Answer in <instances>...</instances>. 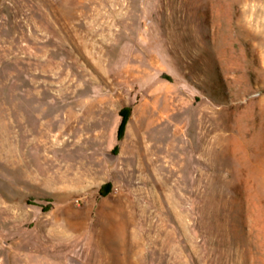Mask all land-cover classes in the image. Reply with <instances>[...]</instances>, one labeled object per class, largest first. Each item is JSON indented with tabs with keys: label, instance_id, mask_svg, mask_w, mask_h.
<instances>
[{
	"label": "rangeland",
	"instance_id": "374dc122",
	"mask_svg": "<svg viewBox=\"0 0 264 264\" xmlns=\"http://www.w3.org/2000/svg\"><path fill=\"white\" fill-rule=\"evenodd\" d=\"M0 264H264V0H0Z\"/></svg>",
	"mask_w": 264,
	"mask_h": 264
},
{
	"label": "trees",
	"instance_id": "16d2710c",
	"mask_svg": "<svg viewBox=\"0 0 264 264\" xmlns=\"http://www.w3.org/2000/svg\"><path fill=\"white\" fill-rule=\"evenodd\" d=\"M127 112L129 113L130 110L127 109V110H125V113H123L124 114L123 122H122L121 127H120V130H119V136L120 137H122V135H123V132H124V129H125V126H126L128 117H129V114Z\"/></svg>",
	"mask_w": 264,
	"mask_h": 264
},
{
	"label": "bare ground",
	"instance_id": "6f19581e",
	"mask_svg": "<svg viewBox=\"0 0 264 264\" xmlns=\"http://www.w3.org/2000/svg\"><path fill=\"white\" fill-rule=\"evenodd\" d=\"M124 229H125V228H124ZM125 231H126V230H125ZM116 234H117V233H116ZM111 235H112V234H111ZM109 236H110V235H109ZM116 238H117V237H116ZM116 238H115V239H116ZM118 238H119V237H118Z\"/></svg>",
	"mask_w": 264,
	"mask_h": 264
}]
</instances>
